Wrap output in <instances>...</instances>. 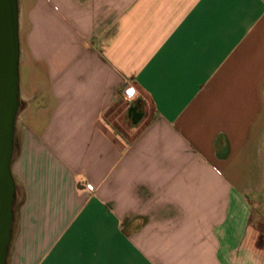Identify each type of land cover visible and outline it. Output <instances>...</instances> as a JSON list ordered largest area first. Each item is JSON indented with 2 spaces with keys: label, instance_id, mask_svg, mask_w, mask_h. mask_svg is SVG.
<instances>
[{
  "label": "crops",
  "instance_id": "obj_1",
  "mask_svg": "<svg viewBox=\"0 0 264 264\" xmlns=\"http://www.w3.org/2000/svg\"><path fill=\"white\" fill-rule=\"evenodd\" d=\"M17 4L6 264L237 261L264 183V0Z\"/></svg>",
  "mask_w": 264,
  "mask_h": 264
},
{
  "label": "water",
  "instance_id": "obj_2",
  "mask_svg": "<svg viewBox=\"0 0 264 264\" xmlns=\"http://www.w3.org/2000/svg\"><path fill=\"white\" fill-rule=\"evenodd\" d=\"M18 63L17 0H0V264L7 263L16 195L11 161L19 107Z\"/></svg>",
  "mask_w": 264,
  "mask_h": 264
},
{
  "label": "rangeland",
  "instance_id": "obj_3",
  "mask_svg": "<svg viewBox=\"0 0 264 264\" xmlns=\"http://www.w3.org/2000/svg\"><path fill=\"white\" fill-rule=\"evenodd\" d=\"M21 108L22 105L19 104L17 115ZM19 126V117L16 116L11 165L15 159L18 149ZM20 196L21 191L18 188L17 198L14 202L13 213H15L18 208ZM251 204L252 214L243 240V246H246L247 248L245 249L244 253L238 255L237 261H235L233 264H264V183L258 196L252 200ZM12 226L14 227V224H12Z\"/></svg>",
  "mask_w": 264,
  "mask_h": 264
},
{
  "label": "built area",
  "instance_id": "obj_4",
  "mask_svg": "<svg viewBox=\"0 0 264 264\" xmlns=\"http://www.w3.org/2000/svg\"><path fill=\"white\" fill-rule=\"evenodd\" d=\"M122 97L127 102H132L138 99L137 93L132 91L131 89H128L126 92L122 94Z\"/></svg>",
  "mask_w": 264,
  "mask_h": 264
},
{
  "label": "trees",
  "instance_id": "obj_5",
  "mask_svg": "<svg viewBox=\"0 0 264 264\" xmlns=\"http://www.w3.org/2000/svg\"><path fill=\"white\" fill-rule=\"evenodd\" d=\"M128 113H129V115H130L131 117L136 118V119H138V118L141 117L140 113L137 112L136 109L133 108V107L129 109ZM15 200H16V195H15Z\"/></svg>",
  "mask_w": 264,
  "mask_h": 264
}]
</instances>
